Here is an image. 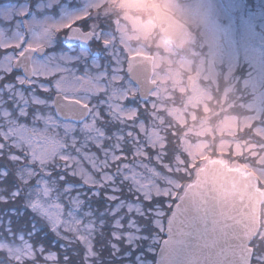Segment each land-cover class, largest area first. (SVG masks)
Wrapping results in <instances>:
<instances>
[{
  "label": "snow or ice",
  "instance_id": "6c2138e0",
  "mask_svg": "<svg viewBox=\"0 0 264 264\" xmlns=\"http://www.w3.org/2000/svg\"><path fill=\"white\" fill-rule=\"evenodd\" d=\"M102 8L0 0V264H264V234L241 243L210 187L187 190L196 166Z\"/></svg>",
  "mask_w": 264,
  "mask_h": 264
},
{
  "label": "rangeland",
  "instance_id": "374dc122",
  "mask_svg": "<svg viewBox=\"0 0 264 264\" xmlns=\"http://www.w3.org/2000/svg\"><path fill=\"white\" fill-rule=\"evenodd\" d=\"M104 2L115 4L114 0H101V3ZM239 2L240 0H187V3L181 6L177 0H171L170 6L179 13L189 10L184 14L193 23L201 21L200 24L203 25L201 32L204 37L197 38V49L187 46L181 57L155 58L156 65L162 68L158 75L159 85L154 91L152 100L155 105L156 134L163 143L165 137L172 135L169 131L174 132L175 135L180 133V157L186 162L181 152L182 150L187 152L188 162L195 166L206 156L210 143L218 139L217 146L220 151L231 149L236 154L255 158L259 166L253 167L252 170L264 182V166H262L264 164V133L257 134L256 140L238 142L236 139H222L220 136L224 131L235 133L240 127L244 129L254 120L259 119L249 105L243 101L240 102L244 113L238 120L235 113L231 112V104L228 103L229 105L223 108V112L230 115H226L216 127L209 124V119L215 112V106L210 105L209 100L212 99L213 102L215 100L208 88L213 84L216 89L222 85V96L227 97L225 86L228 85L227 89H232L238 82L239 73L236 72L238 60L245 61V67H241L243 76L240 79L244 86V97L251 96L252 100L258 103L264 102V0L258 1L262 3L261 7L253 9L246 6L240 16ZM230 10H233L235 17L239 20L238 23L229 15ZM122 24L124 25L120 26ZM122 24L119 23L117 27L121 42L128 45L127 48L131 51L141 49L143 45L133 46L125 39L126 24L125 22ZM136 26L146 34L152 30L151 22L136 21ZM194 71L200 72L201 78L205 81H197L189 89L184 78L186 79V72L193 74ZM223 71L225 75L221 80L219 75ZM231 83H233L232 87ZM176 90L181 91L180 101L183 105L177 104L179 99H175ZM235 96L238 98V95L235 94ZM195 108L203 111L204 116L200 119H198L200 113Z\"/></svg>",
  "mask_w": 264,
  "mask_h": 264
},
{
  "label": "water",
  "instance_id": "95a60500",
  "mask_svg": "<svg viewBox=\"0 0 264 264\" xmlns=\"http://www.w3.org/2000/svg\"><path fill=\"white\" fill-rule=\"evenodd\" d=\"M157 19L169 24L162 31L178 47L185 39L192 38V35L187 34V26L172 14L161 15L157 10ZM132 63L136 68L140 93L147 97L155 87V82L150 79L152 58L138 54ZM199 77V73L189 75L188 86L191 87ZM209 187L214 193L211 197L214 218L221 223L234 225L237 239L241 243L245 242V233L252 235L259 231L263 194L257 187V176L253 171L246 172L244 165L230 167L219 159L207 156L204 165L198 168L194 180L187 184V190H208Z\"/></svg>",
  "mask_w": 264,
  "mask_h": 264
},
{
  "label": "flooded vegetation",
  "instance_id": "af4514ba",
  "mask_svg": "<svg viewBox=\"0 0 264 264\" xmlns=\"http://www.w3.org/2000/svg\"><path fill=\"white\" fill-rule=\"evenodd\" d=\"M187 3V0H186ZM103 4V8H102V14L108 15L109 17H111L115 23H116V27H119V23L122 24L123 22H125L126 24V20L127 18L122 17L120 12L116 9L115 4H111L109 2H104ZM240 10H239V16L240 14H242V11L245 9L244 4L240 1ZM184 6V5H183ZM174 9V8H173ZM189 10H184L182 13H179L176 9L173 10V14L181 19L183 22H185L188 25V30L187 33L191 34V33H195V35L193 36V39H189V40H184L182 45L180 47H178V45H176V43L171 40V39H167L165 37V35L163 34V36L159 37L158 39L154 40L151 43L148 44H144L142 47H140L141 49L137 48L134 51L137 53H143L145 55L151 56L153 58V71H152V76L151 79L153 81L156 82V87L154 89L151 90L149 97H153L154 96V91L157 89L158 85H159V78L158 75L159 73L162 71V68L158 67L155 63V58L157 57H161L163 59V57L165 56H175V57H181V54L183 51H185L186 47L189 46L191 49H197L198 45H197V38H203V33L201 32V28L203 25L200 24V20H198L199 22H194L187 18L184 14V12H187ZM231 17H235L234 13L232 12ZM234 20L238 21L239 20L235 17ZM144 22H151L152 25V30L150 31L149 34H152L153 30L157 27V25L159 24L157 22V18L156 17H149L146 21ZM124 24L120 25L123 26ZM161 29L164 28L167 25V22H162L161 24H159ZM118 29V28H117ZM118 36L120 38V32L118 30ZM171 42V43H170ZM125 45V44H124ZM126 47H128V45H125ZM139 47V46H137ZM241 54V53H239ZM158 55V56H157ZM239 56V55H238ZM194 57V56H192ZM238 66H237V73H241V67H245V61L242 59L238 60ZM164 67V65H163ZM224 68V67H222ZM186 74H189L188 72H186ZM200 82V81H199ZM231 83V87H232ZM235 85V88L232 87V89H227L229 88L228 85L225 86V89L227 90V97L224 99V101L226 103H233L234 100L236 98L235 94H238V100L239 102L242 101L241 96L243 95L244 91V86L242 85V82L240 80V77H238V82ZM139 90V89H138ZM236 91V92H235ZM148 98V97H147ZM181 98V91H177L175 92V99L178 100L179 102L177 103L178 105L181 104L180 101ZM176 103V102H175ZM241 104V103H240ZM238 133L242 134L244 133V131H242L240 128L238 129ZM171 136L165 137V139H167V141H171ZM173 140H174V144L176 147H178L180 149V133H178L177 135L173 136ZM262 217H264V200L262 203ZM264 223V220H263ZM261 227H262V222H261Z\"/></svg>",
  "mask_w": 264,
  "mask_h": 264
},
{
  "label": "clouds",
  "instance_id": "9594fccd",
  "mask_svg": "<svg viewBox=\"0 0 264 264\" xmlns=\"http://www.w3.org/2000/svg\"><path fill=\"white\" fill-rule=\"evenodd\" d=\"M177 2L183 6L186 0H177ZM114 3L121 16L127 18L124 35L133 46L148 44L163 36L159 24L152 34H146L136 26V21L144 22L149 17H156L157 10L161 15L171 14L174 10L170 6L171 0H114Z\"/></svg>",
  "mask_w": 264,
  "mask_h": 264
},
{
  "label": "trees",
  "instance_id": "16d2710c",
  "mask_svg": "<svg viewBox=\"0 0 264 264\" xmlns=\"http://www.w3.org/2000/svg\"><path fill=\"white\" fill-rule=\"evenodd\" d=\"M221 84H222V82H221ZM219 89L222 90V85L219 87ZM214 92H215V91H214ZM215 93H216V92H215ZM236 95H238V94L236 93ZM215 97H216L217 101H221V97H222V95L220 94V96H215ZM249 97H251V96H249ZM236 98H237V97H236ZM245 98L247 99L248 97H245ZM237 101H238V103H239L238 98H237ZM233 108H234V111H235V110H237L238 107H233ZM222 115H224V113H221V112H217V113H216V112H213V113H212V117L209 119V124L211 123L212 125L217 126V123H218L219 119L222 117ZM254 126H255L254 124H253L252 126L250 125V126L246 129V132H248V131L251 132V130L253 129ZM246 134H247V136H250V135H248V133H246ZM253 136H256V134H254ZM253 136H252V137H253ZM222 137H224V135H223ZM206 139H209V137H206ZM217 140H218V139H217ZM217 140L214 141V145L209 146V147H212L211 150H210L209 152H211V154H213V156H218ZM171 142H172L171 144H174L173 137H172V141H171ZM174 145H175V144H174ZM181 155H182V157L186 160V163H187L188 160H189V158H188V157H189L188 153L182 150ZM199 164H200V161L197 162V165H199ZM194 172H195V170H193V174H192V176H191L190 178L193 177ZM190 178H186V179H190Z\"/></svg>",
  "mask_w": 264,
  "mask_h": 264
},
{
  "label": "bare ground",
  "instance_id": "6f19581e",
  "mask_svg": "<svg viewBox=\"0 0 264 264\" xmlns=\"http://www.w3.org/2000/svg\"><path fill=\"white\" fill-rule=\"evenodd\" d=\"M232 12V11H231ZM233 18H235L234 16H233Z\"/></svg>",
  "mask_w": 264,
  "mask_h": 264
}]
</instances>
